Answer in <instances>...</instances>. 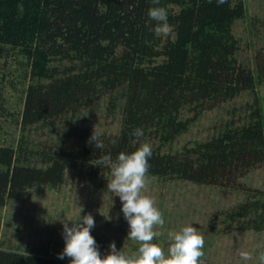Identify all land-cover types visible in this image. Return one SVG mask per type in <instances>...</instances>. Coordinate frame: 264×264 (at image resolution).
Here are the masks:
<instances>
[{
	"label": "trees",
	"instance_id": "trees-1",
	"mask_svg": "<svg viewBox=\"0 0 264 264\" xmlns=\"http://www.w3.org/2000/svg\"><path fill=\"white\" fill-rule=\"evenodd\" d=\"M152 6V0H0V68H7L0 91L20 86L23 102L15 147L0 146V209L36 185L59 187L67 167L110 173L90 160L105 154L115 160L140 143L152 148L146 175L159 179L234 184L264 165V109L257 91L264 82V48L254 53L249 69L235 58L232 34L245 4L160 0L173 33L164 39L151 30ZM245 91L253 98L244 123L230 120L209 139L166 149L203 111ZM103 97L110 113L120 111L121 128L115 136L102 135L101 150L87 141ZM185 108L192 116L181 117ZM54 123L64 130L56 126L59 138L49 137L50 145L30 138L32 126L54 131ZM136 128L144 136L133 143ZM221 216L239 230H264V190H253ZM0 264L70 261L0 247Z\"/></svg>",
	"mask_w": 264,
	"mask_h": 264
},
{
	"label": "rangeland",
	"instance_id": "rangeland-1",
	"mask_svg": "<svg viewBox=\"0 0 264 264\" xmlns=\"http://www.w3.org/2000/svg\"><path fill=\"white\" fill-rule=\"evenodd\" d=\"M237 1L232 0L233 3ZM241 1L246 6L245 16L232 25V34L237 41L235 58L239 64L252 69L254 53L264 48V0ZM0 70V81L5 83L6 79L2 77L7 68L2 67ZM18 88L15 91L4 86V90L0 91L5 108L0 111V146L15 147L20 135L19 118L23 102L21 87ZM257 91L264 109V82L258 85ZM252 98L253 95L245 91L203 111L188 130L167 145L166 149L180 151L183 146H190L195 141L209 139L230 120L235 124L244 123L246 108L250 107ZM107 105L108 97H103L91 119L92 128L102 135L115 136L121 128V113L119 110L110 113ZM192 114L189 108H185L181 117H190ZM58 125L62 132L64 128L60 123H54V131L49 126L34 125L29 131L30 138L41 145L43 142L50 145L49 137L53 140L59 138L56 133ZM108 179H111V172L97 171L91 175L86 168L67 167L64 181L59 187L36 185L23 196L8 200L0 209V247L22 253L48 252L58 258L65 246L61 221L69 220L71 227L70 220L77 219L79 214L83 216L90 213L95 221V227L90 231L97 242L101 258L110 251L111 242H115L117 250L125 255L134 254L138 243L127 239L129 226L121 210L122 202L119 196L108 192ZM255 189L264 190L263 164L250 169L244 176L237 178L234 184H196L146 175L145 188L141 194L153 200L164 219L162 227L154 228L162 235L155 237L153 242L158 243L167 255L168 233L192 225L204 238V256L200 264H264V230H239L234 224L221 219L222 212L244 202ZM241 251L249 252L252 258L241 259ZM63 260L70 261V258L65 256Z\"/></svg>",
	"mask_w": 264,
	"mask_h": 264
},
{
	"label": "clouds",
	"instance_id": "clouds-1",
	"mask_svg": "<svg viewBox=\"0 0 264 264\" xmlns=\"http://www.w3.org/2000/svg\"><path fill=\"white\" fill-rule=\"evenodd\" d=\"M209 3L212 0H208ZM217 5H224L228 0H216ZM153 6L148 9L147 15L151 21H155V27L151 29L158 37H169L172 28L168 22V10L159 6L160 0H152ZM135 138L133 143L139 142L144 136L141 128L132 131ZM102 133L93 131L87 143L94 144L98 149H105L106 144L101 138ZM115 143V141H113ZM152 156V148L148 143H140V146L130 154L120 152L115 160L111 154L99 156L90 160L93 166L107 167L111 172L108 179V192L119 196L122 202L123 216L128 222L129 231L127 239L138 243L136 252L125 255L117 250L115 242L109 245L110 251L101 258L97 242L91 235V229L95 227L93 216L85 214L72 221L62 220V236L65 241L63 251L58 254L59 259L65 256L70 258V264H200L204 256V238L192 225L183 227L178 232H169V246L167 255L154 238L162 235L154 231L156 226L162 227L164 219L161 212L154 206L153 200L141 194L145 188V177L150 168L149 159ZM82 208H80V212ZM243 260H250L251 254L241 251Z\"/></svg>",
	"mask_w": 264,
	"mask_h": 264
}]
</instances>
